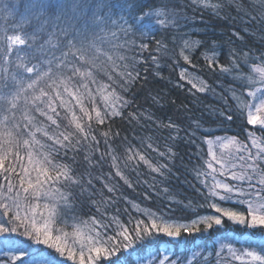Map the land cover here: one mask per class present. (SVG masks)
<instances>
[{
    "label": "snow or ice",
    "instance_id": "1",
    "mask_svg": "<svg viewBox=\"0 0 264 264\" xmlns=\"http://www.w3.org/2000/svg\"><path fill=\"white\" fill-rule=\"evenodd\" d=\"M201 3L217 18L232 20L225 10L234 5L242 22L264 26V0H191L188 6L195 13ZM174 4L0 0V264H156L161 245L175 258L165 255L159 264H184L189 253L197 256V239L222 230L217 264H264V239L257 248H236L228 234L235 225L264 238V50L257 55L230 48L233 59L230 67L221 66V75L234 73L239 83L221 84L217 92L190 76L179 58L195 68L197 48L212 52L207 71L216 75L220 44L192 39L190 31L179 35L181 45L173 33L171 50L158 40L156 50L172 51L168 66L179 68L180 81L191 85L185 89L177 81L174 87L191 95L193 108L201 103L196 93L211 95L220 106L207 105L199 116L187 107L182 115L176 109V116L141 110L137 54L149 49L157 26L180 29L182 21L196 19ZM106 46L125 63L116 64ZM151 61L159 75V60ZM109 63L113 71H125L114 78ZM101 73L107 83L97 79ZM145 99L157 111L166 107L159 94ZM116 118L127 122L131 140L110 127L98 131ZM209 122L217 127L206 128ZM233 124L240 132L228 136ZM230 146L234 151L226 154L216 150ZM177 161L192 175L185 191L172 184ZM137 188L143 194L129 198L127 190ZM225 249L230 259L221 257Z\"/></svg>",
    "mask_w": 264,
    "mask_h": 264
},
{
    "label": "trees",
    "instance_id": "2",
    "mask_svg": "<svg viewBox=\"0 0 264 264\" xmlns=\"http://www.w3.org/2000/svg\"><path fill=\"white\" fill-rule=\"evenodd\" d=\"M218 0H208V3H217ZM191 3V0H175L174 8L177 11H182L184 13H187L189 17L195 16L196 19L194 21L190 22H183L184 26L180 29L171 28L168 31H165L163 27L157 26L158 30L154 34V38H149V49L144 51L143 53L137 54V60L139 61L136 64V68L139 70L140 73V84L143 85V87L137 86L136 90V97H137V105L142 110L143 108H151L152 111L156 112L157 115H162L166 113L167 115L176 116L177 112L176 109L180 110V114H183L184 107H187L188 109H192L193 112L196 115H201V109H203L207 105H212L215 107H219L220 105L217 103V101L207 93H196L197 96L200 97L201 103H199L195 108H193V102L192 97L190 94H188L185 90L177 89L174 87L175 83L179 81L180 83H183L185 85V89L191 88L190 84H187V81H180V69L177 68L175 70L171 69L168 65L172 61L169 59L170 57H173V52L169 51L167 54H165L162 51L156 50V41L162 40L166 44V46L171 50L173 45V33L176 34V45H181L182 41L178 39L179 35L188 33L190 31L191 38L195 40H201L205 41L207 40L209 44H211L212 41H216L218 44L221 45V49L218 51V58L217 62L214 66L213 71L216 75H212L208 73L207 71V58L212 57V52H205L201 48H197L194 52V60L193 63L196 64V67L193 68L191 65L186 64L182 58H179V64L186 68L190 74V76L194 75L199 77V79H202L206 81L208 84L212 85L214 88H216L217 92L220 91L219 85H223L225 88L227 87H237L239 81L233 82L234 79V73L232 75H221V66L223 67H230V61L233 59L232 56L229 54V49H234L237 51H243L248 52L249 49H255L257 52V55L259 54L260 50H264V26H258L255 23L253 24H246L242 22L238 15L237 11L234 5H231V0H225L226 4H230L228 8H226V12L230 14V17H236L235 20L232 19H223V18H217L213 12L214 10H208L204 8V4H199L197 6L198 10L193 13L192 7H189L188 5ZM225 14L224 11L220 13V17H223ZM3 21L0 20V24H2ZM185 39L188 37L185 36ZM242 38V39H241ZM229 41H232V43H229ZM148 42V41H145ZM118 43H122L121 41H118ZM122 55L132 56L133 53L130 51H127L125 49L119 50ZM180 52V47H175V54L178 55ZM156 56V58L159 60V75H156L155 72L157 70V66L152 64L151 57ZM115 63L120 65L125 62L119 61L117 58L115 60ZM118 71L123 72L125 71L122 67H117ZM250 70V67H245L244 71L248 72ZM110 74L113 75L115 78V74L113 70H108ZM144 77H146V82L144 80ZM98 80H100L101 83H107V77L101 73L97 77ZM171 81V82H170ZM193 92L196 90L193 89ZM157 95L159 94L162 97L161 103L165 104L166 107L162 111H157L156 108L151 106L150 100H146L145 98L149 96V94ZM175 102L174 104L172 102ZM205 119H208L207 115L205 114ZM180 123L181 121H177ZM109 127L111 128L112 132L119 133L121 137H127L129 140L132 139V131L131 128L128 126L126 121H122L119 118H116L115 123L108 122L107 125H100L98 126V131L103 132L109 130ZM206 128H216L217 125L209 122L205 125ZM240 132V129L237 127L236 124L231 125V128L228 129L227 135L232 136ZM217 135H224V131H220L216 133ZM166 135V133H165ZM241 138V137H238ZM101 142V148L100 151H105V148L103 146V140L102 138L98 137ZM248 141L245 140L244 143H247ZM161 150H163V141H161ZM185 149L181 148V155L184 154ZM202 151L206 153L207 146H202ZM88 154V153H85ZM151 156L155 157L156 153H150ZM204 159H207L205 156ZM185 163H187V160H185ZM189 167H191L189 165ZM107 166H105L104 169L101 171L107 172ZM145 173H147V169H143ZM114 171V170H113ZM175 172V177L172 179L173 187H175L178 191H185L186 186L184 185L185 180H192V175L186 173L184 167L180 165V162L177 161V168L173 169ZM178 177V179H177ZM150 179V177H143ZM117 179H119L117 177ZM120 183H123V181H120ZM99 187V185H97ZM126 187V186H125ZM143 194L141 188H137L136 193H133L131 189L127 190V195L129 198H131L133 195H139ZM188 194L191 195L190 190L188 191ZM211 209L208 210V213H211ZM232 231L228 233L232 236V234L240 233L242 230L239 226L232 227ZM69 232H71V229H66ZM212 230H210L211 232ZM197 237H199L200 234H195ZM223 230L221 233H215L212 232L211 236H207L205 241H202L200 239L196 240L197 248L194 249L197 252V256L193 257L191 253L187 255V258L184 260V264H197L198 260H201L203 258H207L209 261V264H217V256L216 252L221 251L219 247V242L222 239ZM233 245H238V240L231 241ZM181 253L184 252V249L179 250ZM165 255L169 256V259H174L175 257L172 256L167 251V246L161 245L160 251L157 254V261L156 264H159V261L161 258H164ZM221 257L225 259H230L227 254V250H223L221 252ZM18 264V262H17ZM165 264H168V261H165ZM235 264H238V262H235Z\"/></svg>",
    "mask_w": 264,
    "mask_h": 264
},
{
    "label": "rangeland",
    "instance_id": "3",
    "mask_svg": "<svg viewBox=\"0 0 264 264\" xmlns=\"http://www.w3.org/2000/svg\"><path fill=\"white\" fill-rule=\"evenodd\" d=\"M105 51L109 52L110 55H113V60H116V55L114 54L113 50L110 48V46H106ZM120 53V51H119ZM102 59H106V57H102ZM108 70H113L111 67V63H109L107 65ZM114 74L116 75L115 78H118V74L121 73L120 71H118V69L114 70ZM259 135V134H258ZM247 143H250V141H248ZM217 152H223V153H227L229 150H233V148L230 149H222L217 147ZM235 226V225H234ZM232 226V227H234ZM241 229V228H240ZM242 231L240 233H236V234H232V239L233 240H238V245H233L236 248H240L241 245H243L244 247H248L249 245H251L253 248H257L259 246H261L260 242L261 239H264L262 237H260L259 233H255L253 234L252 230H245V229H241ZM164 258H161L160 260H163Z\"/></svg>",
    "mask_w": 264,
    "mask_h": 264
}]
</instances>
